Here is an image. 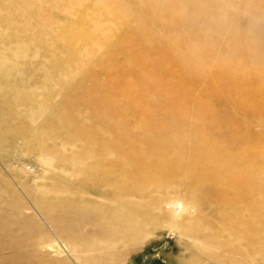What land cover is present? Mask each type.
I'll return each instance as SVG.
<instances>
[{"label":"rangeland","instance_id":"1","mask_svg":"<svg viewBox=\"0 0 264 264\" xmlns=\"http://www.w3.org/2000/svg\"><path fill=\"white\" fill-rule=\"evenodd\" d=\"M73 1L0 0V264H241L230 237L216 228L215 191L189 198L169 184L154 188L157 198L147 201L129 196L138 191V175L124 181L93 160L84 164L95 165L89 176L82 169L67 175L71 165L55 159L67 141L64 126L76 131L55 112L78 106L91 119L74 94L87 65L64 64L62 39L90 7L85 0L73 9ZM111 1L142 43L171 52L191 78L205 81L221 69L264 83V0ZM213 104L220 128L212 135L228 150L243 146L230 141L231 121L252 141L262 133L260 118L223 98ZM180 137L190 139L187 131ZM43 157L64 174L54 176ZM252 254L246 264L264 263ZM230 256L236 261L228 262Z\"/></svg>","mask_w":264,"mask_h":264},{"label":"bare ground","instance_id":"2","mask_svg":"<svg viewBox=\"0 0 264 264\" xmlns=\"http://www.w3.org/2000/svg\"><path fill=\"white\" fill-rule=\"evenodd\" d=\"M82 1L74 0L72 8ZM88 1L90 7L76 16L72 33L62 42L69 54L64 64L87 65L84 77L77 78L74 94L90 109L91 119L83 118L78 106L55 112L71 119L76 128L72 132L64 126L67 141L58 145L55 159L71 165L67 175L74 171L80 176L82 169L89 176L95 165L84 164L91 160L100 170L116 169L115 176L124 181L132 182L138 175V191H128L133 198H157L154 188L161 191L169 184L189 198L213 190L220 216L216 228L230 237L242 256L241 264L253 251L264 262V128L252 141L243 125L231 121L230 141L243 140L236 151L212 135L220 128L215 98L264 121V83L221 69L205 81L191 78L171 52L142 43L140 33L119 17L111 0ZM176 114L186 121H178ZM185 131L190 139L184 143L180 136ZM43 160L54 176L64 174L58 162ZM235 257L227 261L235 262Z\"/></svg>","mask_w":264,"mask_h":264}]
</instances>
